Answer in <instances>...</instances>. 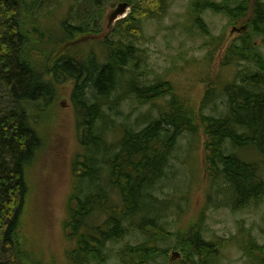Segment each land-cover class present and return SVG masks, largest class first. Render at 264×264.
Returning <instances> with one entry per match:
<instances>
[{
    "label": "trees",
    "instance_id": "obj_1",
    "mask_svg": "<svg viewBox=\"0 0 264 264\" xmlns=\"http://www.w3.org/2000/svg\"><path fill=\"white\" fill-rule=\"evenodd\" d=\"M83 1L86 11H80L78 23H61L65 38L59 43L67 46L66 50L47 54L35 45L51 42V35L34 21L41 18L50 1L0 0V264H33L23 247L27 170L43 138L34 124L39 117L32 107L52 103L60 79L73 83L72 103L84 147L75 163L73 206L65 224L75 241L68 253L73 264H105L109 259H115V264H168L169 252L175 250L180 252L179 264H220L223 244L211 239L198 224L180 234L161 223L168 208L157 194L156 184L166 179L172 168L167 170L169 153L177 139L185 132L202 131L206 176L211 184L224 187L230 199L226 205L232 202L239 208L264 199V52L253 41L254 36H260L264 42V4H254L247 35L226 54L231 63H249L240 84L226 90L229 110L225 115L192 116L181 100L172 98L162 115L133 123L118 122L107 111L109 102L105 100L118 89L120 77L130 73L128 90L147 102L167 93L169 84L147 86L139 81L138 48L122 31L116 40L105 44L103 60L80 57L77 46L70 43L97 31L98 6L106 0ZM131 2L134 9L124 26L138 31L136 11L142 17L157 14L149 13L156 10V0ZM204 2L194 5L200 29L205 25L199 14L206 7L232 20L241 19L249 9L247 0ZM165 3L157 0L158 6ZM35 52L45 61L36 63ZM1 94L14 103L6 106ZM210 97L211 92L204 103ZM109 108L117 113V106ZM250 150L259 155V161L248 160ZM130 233L137 235L133 242L125 240ZM239 244L246 264H264V243L243 235Z\"/></svg>",
    "mask_w": 264,
    "mask_h": 264
},
{
    "label": "rangeland",
    "instance_id": "obj_2",
    "mask_svg": "<svg viewBox=\"0 0 264 264\" xmlns=\"http://www.w3.org/2000/svg\"><path fill=\"white\" fill-rule=\"evenodd\" d=\"M49 1L51 4L45 13L34 21L51 35V42L35 45L36 49L47 54L59 48L66 50L67 46L59 43L61 37L65 38L61 34V23L69 21L75 25L79 21L76 17L82 14L80 11H86L83 0ZM201 2L205 4L204 0H166L165 4L158 6L156 0V10L149 13L157 14L142 17L136 11V31L134 26H124L127 21H119L131 11L127 0H106L98 6L100 20L95 26L99 31H89V35L70 43L71 47L77 46L75 50L80 57L101 61L106 49L104 37L111 32L106 38L116 40L120 36L118 31H122L127 41L138 48L140 70L136 76L139 81L147 86L159 82L169 84L167 93L147 102L133 97L135 93L128 90L130 73L125 78L120 77L118 89L105 100L109 102L107 111L111 112L113 119L118 122H146L148 118L162 115L172 98L181 100L192 116L220 117L226 114L229 109L225 90L240 82L246 64L241 60L231 63L225 57L233 43L239 44L242 35L250 28L254 4H264V0H247L249 9L236 20L206 7L199 14L205 25L200 29L196 24L198 13L194 12V5ZM241 27H246V30ZM253 41L264 52L263 39L254 36ZM79 42L84 43L78 45ZM32 55L36 63L45 61L38 52ZM56 91L52 103L39 109L32 107L39 117L34 124L43 138V145L27 170L29 195L24 214L23 247L33 264H73L68 253L75 247V241L68 235L65 224L73 206L75 163L84 147L72 103V81L60 79L56 83ZM210 92L211 97L204 103ZM2 97L6 106L14 103L1 94ZM111 104L117 106L118 114L109 108ZM204 140L202 131L185 132L171 149L167 170L172 168L167 178L156 184L157 194L168 208L161 223L180 234L187 227L194 228L198 224V228L211 239L223 244L220 264H245L247 257L239 240L243 235H250L264 243V199L258 202L251 200L239 208L232 202L226 205L229 196L224 187L211 184L206 176ZM246 154L248 160L259 161V155L251 150ZM261 165L264 173V160ZM136 237L130 233L125 240L133 242ZM119 247L115 245V248ZM179 253L170 251L168 264H179ZM115 263V259H109L105 264Z\"/></svg>",
    "mask_w": 264,
    "mask_h": 264
}]
</instances>
